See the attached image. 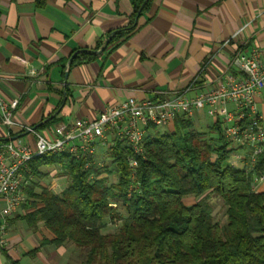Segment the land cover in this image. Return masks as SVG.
<instances>
[{
    "label": "crops",
    "instance_id": "1",
    "mask_svg": "<svg viewBox=\"0 0 264 264\" xmlns=\"http://www.w3.org/2000/svg\"><path fill=\"white\" fill-rule=\"evenodd\" d=\"M139 9L133 0H0V93L16 102L18 121L6 126L0 112V142L46 119L37 131L95 118L130 97L195 96L235 72V53L264 57V0H150ZM258 102L264 114V90ZM191 117L199 130L216 122L207 110ZM44 177L42 186L64 189V176ZM23 214L10 218L0 264H72L71 245L50 243L45 224Z\"/></svg>",
    "mask_w": 264,
    "mask_h": 264
},
{
    "label": "trees",
    "instance_id": "2",
    "mask_svg": "<svg viewBox=\"0 0 264 264\" xmlns=\"http://www.w3.org/2000/svg\"><path fill=\"white\" fill-rule=\"evenodd\" d=\"M133 2L136 14L150 0ZM116 140L102 166V155L46 154L26 172L33 181L23 218L32 227L42 221L54 235L50 243L72 245V264H264V190L253 188L264 174V149L251 168L234 166L230 157L243 147L225 137L220 122L199 130L188 115L173 128L150 126L143 157ZM52 166L69 179L60 192L39 183ZM213 195L226 209L223 223ZM109 224L117 230L106 231Z\"/></svg>",
    "mask_w": 264,
    "mask_h": 264
},
{
    "label": "built area",
    "instance_id": "3",
    "mask_svg": "<svg viewBox=\"0 0 264 264\" xmlns=\"http://www.w3.org/2000/svg\"><path fill=\"white\" fill-rule=\"evenodd\" d=\"M231 62L235 72L221 76L207 91L195 96L178 91L173 96L155 99L130 97L106 106L95 118L60 121L44 132L31 130L26 137L0 142V255L8 248L11 216L30 200L27 188L33 177L26 172L35 157L64 153L77 158L99 155L100 146L106 151L113 149L116 139H123L135 156L143 157L144 139L150 126L169 128L178 116L191 117L195 110H207L220 122L225 137L243 147L233 152L231 164L254 166L264 149V114L258 102L264 90V57L255 48L250 53H235ZM35 73L31 70V74ZM15 108L16 102L7 101L0 93L4 125L18 124ZM91 164L88 162L86 167ZM98 164L104 165L101 161ZM129 166L134 176L137 166L134 156L129 159ZM263 186L264 174L256 176L253 188L260 191Z\"/></svg>",
    "mask_w": 264,
    "mask_h": 264
},
{
    "label": "rangeland",
    "instance_id": "4",
    "mask_svg": "<svg viewBox=\"0 0 264 264\" xmlns=\"http://www.w3.org/2000/svg\"><path fill=\"white\" fill-rule=\"evenodd\" d=\"M99 150H100L99 151V155L101 154L102 156L100 155L101 156L100 157L98 155L100 157L98 160L103 162L104 164H106L109 161V156L107 154V151H106V149H103L102 146L99 147ZM62 171H63V169H62L61 166H54V167L52 166V167L46 168L45 172L47 173V176H46V178L44 177V180L45 181H49V177L53 173L56 176L57 175L61 176ZM68 181H69V179L66 176L58 179V184H59V189L58 190H61L62 188H64L68 184ZM116 181H117L116 176L115 175H111L110 176V182H116ZM260 190L263 191L264 190V186L261 187ZM190 198H192V197H187L184 200H188ZM194 200L195 199H191V200L188 201V203H192V202H194ZM210 201H211L212 206H213V214L215 216V219L219 220L221 223H223L226 220V213H225L226 209H225V207L223 205L222 199L220 197H218L217 195H213V196H211ZM105 230L106 231H115V230H117V224L116 225L115 224L114 225L113 224H109L108 227ZM73 259L78 260L77 258H74V257H73Z\"/></svg>",
    "mask_w": 264,
    "mask_h": 264
},
{
    "label": "water",
    "instance_id": "5",
    "mask_svg": "<svg viewBox=\"0 0 264 264\" xmlns=\"http://www.w3.org/2000/svg\"><path fill=\"white\" fill-rule=\"evenodd\" d=\"M140 12H141V9H139V11H138V13H137V17L139 16ZM65 77L67 78V73H66ZM48 120H49V119H46L45 121H42V122L38 123L37 125L31 127L30 129H27L25 132L20 133L19 135H16V136L13 137V138H20V137H22V136L28 134L31 130H36L39 126L43 125V124H44L45 122H47Z\"/></svg>",
    "mask_w": 264,
    "mask_h": 264
}]
</instances>
